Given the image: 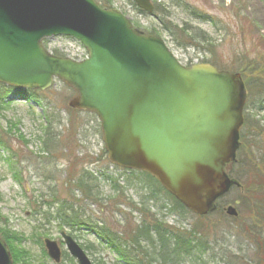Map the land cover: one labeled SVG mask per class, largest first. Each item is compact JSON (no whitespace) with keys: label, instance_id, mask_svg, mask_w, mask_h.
Here are the masks:
<instances>
[{"label":"rangeland","instance_id":"1","mask_svg":"<svg viewBox=\"0 0 264 264\" xmlns=\"http://www.w3.org/2000/svg\"><path fill=\"white\" fill-rule=\"evenodd\" d=\"M109 2L133 27L162 39L184 65L209 64L216 59L218 69L229 70L234 53L244 56L245 62L264 54V0H150L160 7L157 16L139 11L132 0ZM184 29L205 33L211 53L185 49L183 45L189 42L204 46L192 41L189 33L173 37L172 31L178 34ZM53 43L51 50L58 46ZM48 45L43 41L44 47ZM5 89L0 88V140L4 144L0 145V233L13 248L16 264H54L44 249L45 239L55 241L65 254L59 264H77L64 246L63 232L92 264H124L118 253L90 230L113 232L118 244L130 251L128 233L140 216L128 205L138 202L145 190L137 180L127 182L130 176L110 165L98 118L90 112L68 113L75 94L59 80L43 92ZM48 126L56 147L43 145ZM82 169L97 177L91 186L96 203L85 200L69 184V178ZM103 174L116 180L120 189L114 191L113 183ZM158 200L159 206L167 204L161 197ZM228 206L235 208L237 218L224 213ZM62 211L77 215L82 226L71 229ZM156 218L179 231H197L194 251L181 264H264V189H246L237 182L216 202L215 210L200 220L189 212L167 209L158 210Z\"/></svg>","mask_w":264,"mask_h":264},{"label":"water","instance_id":"2","mask_svg":"<svg viewBox=\"0 0 264 264\" xmlns=\"http://www.w3.org/2000/svg\"><path fill=\"white\" fill-rule=\"evenodd\" d=\"M152 14L150 0H132ZM67 37L88 58L48 54L41 42ZM59 80L76 92L68 107L93 113L111 165L149 174L185 210L204 217L234 185L227 175L239 147L246 95L240 74L209 64L184 67L164 41L134 29L94 0H0V84L46 91ZM224 213L237 218L228 206ZM77 264H92L64 232ZM55 264L61 250L45 239ZM0 264H12L0 237Z\"/></svg>","mask_w":264,"mask_h":264},{"label":"trees","instance_id":"3","mask_svg":"<svg viewBox=\"0 0 264 264\" xmlns=\"http://www.w3.org/2000/svg\"><path fill=\"white\" fill-rule=\"evenodd\" d=\"M94 1L102 9H111L109 0ZM133 6L135 5L133 4ZM159 9V6H154L153 15L157 16ZM190 15L196 16L195 12H191ZM235 16L238 18L237 15ZM206 19L202 18V21H207ZM241 32H243V28ZM171 33L175 39H179L181 36L188 35L189 33L192 41L202 44L204 47H199L197 44L189 42L183 45L185 49L192 47L196 51H207L211 53L209 50L210 46H206L208 40L205 33L199 30L186 31V29L178 34L173 31ZM54 55L61 56L57 52H54ZM234 56L235 61L232 63L229 71L240 74L246 91V103L243 112V125L238 136L239 148L236 152L235 161L229 168L228 176L234 183L238 182L243 184L246 189H264V156L262 155L264 151V54H260L254 60L246 62L244 56L236 53H234ZM215 60H210L207 63L217 68L219 63ZM0 88L5 89L4 86H0ZM71 91L75 94L72 89ZM75 112L77 111H68V113ZM45 132L47 137L44 140V147H56L52 133L50 132V126L45 129ZM0 145H4L1 143V140ZM113 169L119 170L115 167ZM122 171L130 176L127 182L132 179L137 180L145 190L138 202L130 201L128 205L130 211L136 212L140 216L139 222L128 233L130 251H127L123 246L118 244V240L115 238L113 232L104 228H91L90 231L102 239L111 249L116 251L124 264H181L194 251L192 243L194 242L193 238H195L194 236L197 234V231H179L159 221L156 218V214L158 210L162 211L165 209L178 214L187 213L188 211L167 194L149 174L135 171ZM103 177L113 183L114 191L120 189L116 180L105 176V174H103ZM96 180L97 177L94 174L86 169H82L79 175L77 174L73 178H69V184L75 189H78L85 200L96 203L97 196L91 193V186L95 184ZM231 189H233V186ZM121 190L123 189L121 188ZM116 197H120L119 193H116ZM158 197L163 198L167 204L157 205V203L161 202L158 200ZM118 203L116 202V205ZM166 205H169V208ZM153 207L157 209V212L152 214L150 210ZM61 215L66 219L65 223L71 229L75 226H82L83 224L77 219V215L73 213L67 215V212L62 211ZM84 227L87 226L85 225ZM0 236L9 248L12 263L16 264L13 248L3 234L0 233ZM62 257H65V254H62Z\"/></svg>","mask_w":264,"mask_h":264},{"label":"bare ground","instance_id":"4","mask_svg":"<svg viewBox=\"0 0 264 264\" xmlns=\"http://www.w3.org/2000/svg\"><path fill=\"white\" fill-rule=\"evenodd\" d=\"M72 57H73V58H79V57H81V55H78V54H72Z\"/></svg>","mask_w":264,"mask_h":264},{"label":"built area","instance_id":"5","mask_svg":"<svg viewBox=\"0 0 264 264\" xmlns=\"http://www.w3.org/2000/svg\"><path fill=\"white\" fill-rule=\"evenodd\" d=\"M70 48L73 49V51H74L75 54H78V49H74L73 47H70Z\"/></svg>","mask_w":264,"mask_h":264}]
</instances>
